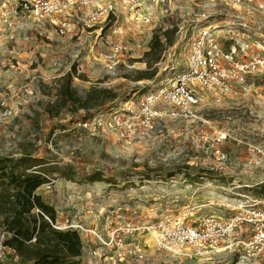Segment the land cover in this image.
Masks as SVG:
<instances>
[{"label":"rangeland","instance_id":"374dc122","mask_svg":"<svg viewBox=\"0 0 264 264\" xmlns=\"http://www.w3.org/2000/svg\"><path fill=\"white\" fill-rule=\"evenodd\" d=\"M2 3L0 156L19 157L26 152L59 166L51 186L38 190L55 207L58 222L69 218L106 237L110 227L154 223L163 214L193 223L204 216L228 217L238 205L246 204L245 194L257 196L254 188L264 183V78L255 81L256 89L249 96L203 107L195 120L162 117L147 123L129 118L130 101L136 104L155 89V78L185 68L188 37L180 38L178 31L189 29L190 21L174 14L152 26L126 24L132 50L114 65L90 50L89 35H61L47 22L21 21L12 14L5 21ZM173 26L175 45L162 52L160 63H152L157 75L134 80L137 71L149 67L143 56L153 34ZM73 66L87 78L74 79L80 91L100 84L119 95L111 107L94 110L86 125L77 118L72 122L69 111L56 118L45 111L56 97V80ZM222 133L227 138L219 140ZM251 145L262 152H250ZM69 167L76 172V181L59 176ZM94 172L109 182H89L87 176ZM248 233L250 229L234 239L246 240ZM2 234L0 262H5L11 252L2 244ZM82 238L79 264H112L107 255L115 249L102 250L91 233ZM124 240L142 246L145 256H127L120 264H264V255L243 257L240 247L201 258L160 249L153 237L134 233ZM93 250L97 256H92ZM119 252L124 255L125 245Z\"/></svg>","mask_w":264,"mask_h":264},{"label":"built area","instance_id":"2783aa9c","mask_svg":"<svg viewBox=\"0 0 264 264\" xmlns=\"http://www.w3.org/2000/svg\"><path fill=\"white\" fill-rule=\"evenodd\" d=\"M10 14L21 21L32 18L47 22L61 35H89L90 50L114 65L119 56L132 50L127 44L132 33L126 24L152 26L174 14L190 21L189 29L180 27L178 31L180 38L188 37L185 68L172 76L155 78V89L136 104L130 101L129 118L133 120H195L203 107L225 104L238 95L249 96L256 89L255 81L264 78V0H3L5 21ZM134 131L135 127L131 133ZM226 138V133L219 136V140ZM249 151L262 149L251 145ZM221 158L226 159L225 152ZM43 186L50 187L51 182ZM244 196L246 204L238 205L228 217L204 216L193 223L183 216L163 214L154 223L110 227L106 237L69 218L53 226L77 230L81 237L91 233L102 250L115 249L107 255L112 264H120L127 256H145L142 246L125 244L124 239L134 233L153 237L160 249L201 258L238 247L243 257L264 255V197ZM249 229L246 240L234 239ZM124 245L123 255L119 250ZM97 255L93 250L92 256Z\"/></svg>","mask_w":264,"mask_h":264},{"label":"trees","instance_id":"16d2710c","mask_svg":"<svg viewBox=\"0 0 264 264\" xmlns=\"http://www.w3.org/2000/svg\"><path fill=\"white\" fill-rule=\"evenodd\" d=\"M177 28L155 32L149 50L143 59L149 63L146 70L137 71L134 80L153 79L157 69L152 66L162 58V52L175 43ZM87 80L76 66L56 80V97L45 106L51 118L69 111L72 122H86L94 110L108 108L118 99V93L100 84H92L80 91L74 79ZM128 99H125L127 101ZM45 158L24 152L19 157L0 156V231L5 234L2 244L9 248L11 257L0 264H79L84 244L77 230H60L53 226L57 212L46 202L38 189L51 182L59 166H53ZM73 167L60 171V177L76 181ZM89 182L106 181L100 172L87 176ZM257 196L264 197V183L254 188Z\"/></svg>","mask_w":264,"mask_h":264},{"label":"crops","instance_id":"0c3cea01","mask_svg":"<svg viewBox=\"0 0 264 264\" xmlns=\"http://www.w3.org/2000/svg\"><path fill=\"white\" fill-rule=\"evenodd\" d=\"M39 189H40V188H39ZM39 189H38V190H39Z\"/></svg>","mask_w":264,"mask_h":264}]
</instances>
